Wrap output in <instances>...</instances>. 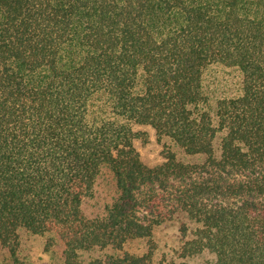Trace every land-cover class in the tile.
<instances>
[{
  "label": "trees",
  "instance_id": "obj_1",
  "mask_svg": "<svg viewBox=\"0 0 264 264\" xmlns=\"http://www.w3.org/2000/svg\"><path fill=\"white\" fill-rule=\"evenodd\" d=\"M178 216L179 264H264V0H0V264H161Z\"/></svg>",
  "mask_w": 264,
  "mask_h": 264
},
{
  "label": "rangeland",
  "instance_id": "obj_2",
  "mask_svg": "<svg viewBox=\"0 0 264 264\" xmlns=\"http://www.w3.org/2000/svg\"><path fill=\"white\" fill-rule=\"evenodd\" d=\"M139 130L146 131L149 134L148 142L138 141L137 148L141 153L144 162L150 166L161 163L164 160V151L169 146L165 147V143H160L157 140L155 131L150 127H140ZM179 154V149L172 147ZM107 187L101 189L98 198L94 201L85 203L84 209L88 215L104 208L106 202L109 200ZM182 218L176 217L167 221L155 231V237L158 245L156 259L161 264H179L183 261L180 258V248L183 240L180 233V225ZM193 226V225H192ZM23 255L28 259L29 264H59L60 251L55 253H48L45 251V238L41 236L32 235L28 232L21 233ZM144 247L141 242L133 243L130 248L133 250H140ZM106 252L101 250L86 253L83 257L85 263H88L92 257H102ZM214 257L210 254H205L202 257L188 259L189 264H211Z\"/></svg>",
  "mask_w": 264,
  "mask_h": 264
}]
</instances>
